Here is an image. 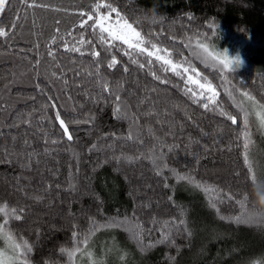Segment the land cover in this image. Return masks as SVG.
<instances>
[{"label": "trees", "instance_id": "1", "mask_svg": "<svg viewBox=\"0 0 264 264\" xmlns=\"http://www.w3.org/2000/svg\"><path fill=\"white\" fill-rule=\"evenodd\" d=\"M98 15L167 50L179 75L109 46ZM0 28V224L17 264H74L107 241L141 264H264V135L250 118L264 109V0H11ZM223 31L261 45L251 67L205 51L226 47Z\"/></svg>", "mask_w": 264, "mask_h": 264}, {"label": "rangeland", "instance_id": "2", "mask_svg": "<svg viewBox=\"0 0 264 264\" xmlns=\"http://www.w3.org/2000/svg\"><path fill=\"white\" fill-rule=\"evenodd\" d=\"M102 16L103 15L96 16L97 18L93 21L92 24L94 25L95 21ZM126 24L129 23L116 18H112L110 16L108 20L103 21V26L105 28H108L112 32L117 34L123 33L124 35L131 38L132 33L126 27ZM132 28L137 31L133 26ZM221 36L226 42V47H221L217 44L208 47L203 45L204 49H207V52L212 57L220 60L221 62H223V64L225 52L227 53V56L230 60H234L235 56L239 54L243 63L240 66L230 65L227 68H241V66H243L242 68H247L249 66L251 67V62L247 59L248 53H246V50L248 49L251 51H255L257 50V48L261 47V45L250 40H245L236 34L226 31H223L221 33ZM250 108V118L254 119L259 124V126H261V130L263 131L264 135V109L257 107L255 104H252ZM256 150L259 151L258 149ZM257 156H259L261 162H264V150L259 151L257 153ZM111 245L112 243L108 241L104 243L93 242L91 246L88 245L85 250L79 254L76 263L74 264H141L138 261H133L126 258L121 259L118 256L111 258L113 253H116L115 248ZM19 259V250L17 246L15 245L12 237L7 234V232L0 224V264H17Z\"/></svg>", "mask_w": 264, "mask_h": 264}, {"label": "snow or ice", "instance_id": "3", "mask_svg": "<svg viewBox=\"0 0 264 264\" xmlns=\"http://www.w3.org/2000/svg\"><path fill=\"white\" fill-rule=\"evenodd\" d=\"M10 2L11 0H0V13H3L5 8L8 7L10 5ZM21 2L23 3L24 0H21ZM101 7V5H96V8L99 9ZM108 9H109V12L110 13H116L117 17L119 18L120 17V14L118 12V10L116 8H113L111 7V5H108L107 6ZM81 15H85V13H81ZM19 19V17H17V20ZM88 19L91 20L92 19V16L89 15L88 16ZM109 19V16L108 15H105V16H102L100 17L99 19H97L95 21V24L92 26L93 27V30L95 31L96 27H99L101 33H107V36H101V39L102 40H105L109 46H112L113 42L114 41H121L123 44L125 45H128L130 49H133V50H139L141 53H145L149 56V57H154L155 60L157 61H160L162 62L164 65H168L170 66V69L174 72H177V74L179 75V71H178V67L177 65L173 64L172 60L170 58H168V53H167V50H161L159 48L156 47V45H152V50H149L145 47H141V45H143L145 43L143 37L141 36V33L140 32H137L135 31L133 28H132V25L130 24H126V27L130 30V32L132 33V36L131 38L129 36H126L124 35L123 33H114L112 32L110 29L108 28H105L103 26V21H106ZM13 27H15V25H13ZM81 27H83V23L81 24ZM7 35V33L5 32L4 28H0V36H5ZM161 51H164L165 52V55H160L159 53ZM205 51H207V49H205ZM125 54H129V53H125ZM94 56L98 57L100 55L99 52H95L93 53ZM118 63V61L115 59V57H113L111 63L109 64V67H113L115 66L116 64ZM149 63H151V61H149ZM230 65H233V60H230L227 56V53L225 52L224 54V67L227 68L229 67ZM236 66H239V62L237 61L236 62ZM141 68L144 67L143 64L140 65ZM125 71H127V69H125ZM185 72L188 71L187 68L184 69ZM156 79H159V77H155ZM201 87H203L201 85ZM105 90H107V86L105 85ZM189 91H191V89H189ZM247 95V94H245ZM251 99V97H250ZM116 101L118 102L117 103V107H116V110L114 112V115H118L119 111H120V97L119 96H116ZM204 107H208L207 104L204 105ZM57 119L59 120V115H57ZM232 119V122L235 124L236 123V120L235 118H231ZM60 126L61 128L64 130V134L68 137V139L70 140L71 139V135L69 134L68 132V128L67 126L65 125L64 121L63 120H60ZM132 137L129 136V139H131ZM247 147V145H246ZM246 162H247V159H246ZM249 171L251 172V166H249ZM251 182L252 183H255L257 182V177L255 175V173H252L251 174ZM262 185H264V181H261L260 182ZM19 218V217H17ZM253 219V217L249 214L247 216V219H245V217H239L237 218V222H241L242 220H244L245 222H247L248 220H251ZM166 238V237H165ZM71 255V253H70Z\"/></svg>", "mask_w": 264, "mask_h": 264}, {"label": "clouds", "instance_id": "4", "mask_svg": "<svg viewBox=\"0 0 264 264\" xmlns=\"http://www.w3.org/2000/svg\"><path fill=\"white\" fill-rule=\"evenodd\" d=\"M237 61L239 62V66L243 63V61H242V59L240 58L239 54H237V55L235 56V59L233 60V65H234V66H236V62H237ZM261 195H264V192H262ZM254 211H255L256 213H259V212H261V211H264V208H262V207H260V206H257V207L254 209Z\"/></svg>", "mask_w": 264, "mask_h": 264}]
</instances>
